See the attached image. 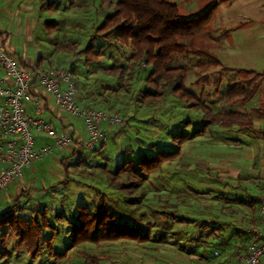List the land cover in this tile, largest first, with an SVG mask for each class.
I'll list each match as a JSON object with an SVG mask.
<instances>
[{
    "label": "rangeland",
    "instance_id": "rangeland-1",
    "mask_svg": "<svg viewBox=\"0 0 264 264\" xmlns=\"http://www.w3.org/2000/svg\"><path fill=\"white\" fill-rule=\"evenodd\" d=\"M31 1L32 5L41 7L42 21L56 20L59 29L50 33L51 45L39 43L41 48L27 37L15 38L18 52L26 48L30 59L43 54L45 61L42 59L41 68L53 64L67 70L76 67L78 103L90 105L107 116L117 115L121 122H104L100 128L107 138L92 150L55 151L33 168L23 169L22 178L0 192V215L20 197L17 215L31 221L43 213L47 219L48 226L42 230L39 243L53 237L50 252L45 244L33 259L25 243L16 248V236L11 233L6 241V259L0 257V264L4 260V264H245L251 235L242 231L260 226L261 217L259 209L241 206L232 199H259L264 194V139L259 131L264 128V117L254 116L255 132L251 136L235 133V127L228 131L212 125L203 136L183 144L180 154L166 161L142 186L140 203L127 207L107 172L111 173L114 166L142 152L152 154L170 146L172 133L187 121L188 131L191 124L201 123L203 112L199 108L191 109L190 103L170 92V87L163 90L159 100L136 103L139 94L149 90L146 77L150 67L142 60L135 61L132 47L114 42L113 37L108 41L99 38L96 42V48L101 51L99 63L83 64L82 50L90 34L107 13L113 12L117 0ZM252 1H172L178 4L180 14L186 19L215 5L208 26L196 33L193 42V48H201L211 57L173 56L166 65L167 69L186 71L185 87L213 113L241 110L220 97L239 79L235 71L264 72V17L261 16L264 11L253 8ZM261 1L257 0L256 5L260 6ZM61 43L76 46L75 53L58 50L57 44ZM112 66L122 69L123 73L114 71ZM218 77L222 84L215 94ZM250 105L245 107L247 111L264 109L256 98ZM76 122L83 126L81 118ZM59 182L65 184L58 186ZM55 186L58 187L53 189ZM99 189L111 197L108 205L113 206V201H117L124 219L130 222L128 215H134L149 222L153 239L146 243L118 239L70 246L73 233L70 222L75 221L77 207L85 205L92 211L99 200ZM136 193L138 190L131 195ZM226 196L230 199L228 203L222 199ZM161 210H178L189 215L191 223L174 222L167 228L161 227L165 219ZM59 213L61 216L57 219ZM212 219L229 225H223L225 246L217 250L218 256L213 255L209 246L220 233L215 234L219 235L217 238L207 237L213 228ZM201 221H209L208 227H199ZM191 231L193 234L188 236ZM162 235L166 242H159ZM191 236L196 244H204L188 254L176 241L185 240L188 246L192 243ZM204 250L209 252L206 259L201 256Z\"/></svg>",
    "mask_w": 264,
    "mask_h": 264
},
{
    "label": "trees",
    "instance_id": "trees-1",
    "mask_svg": "<svg viewBox=\"0 0 264 264\" xmlns=\"http://www.w3.org/2000/svg\"><path fill=\"white\" fill-rule=\"evenodd\" d=\"M173 0H117L114 4V10L107 13L101 22L94 28L90 34L86 45L82 52L84 53L82 62L85 65L99 63L101 58L100 48H96V42L100 39L108 41L113 37L114 42L128 44L134 50L133 58L135 61L142 60L146 67H150V71L146 77V83L149 90L142 91L139 97L135 99L136 103H148L149 100H159L163 96L162 92L166 87H170V92L177 95L180 100L186 104L190 103L191 109L199 108L203 113L201 123L197 125L191 124V129L186 130V124L182 125L175 133H172L170 138V146H165L155 153H140L136 158L123 160L119 165L114 166L111 173L107 172L111 184L118 193L122 194V201L127 207H132L134 204L140 203L143 194L141 193L142 186L147 183L152 173L159 171L161 166L166 162L180 154L181 146L187 142L195 140L201 136L212 126L218 125L221 129L232 130L234 127L235 133L246 136H251L255 132L254 116L258 118L264 117V109L257 108L247 111L246 105L253 100L257 94L260 85L264 79V73H256L254 71H235L239 79L231 83L221 94L222 97L230 105H238L241 110L227 111L225 113H213L207 108L202 101L192 93H190L184 85L185 73L181 68L167 69L166 65L170 62L173 56L197 55L203 57H211V54L201 48H193V42L196 33L203 31L209 24L215 5L210 6L200 15L193 18H184L179 12L178 4ZM190 1V0H183ZM201 1V0H196ZM69 2L72 3V0ZM45 24H50L51 29H55L56 20L45 21ZM74 45L65 43L57 44L58 50L69 51L75 53ZM38 62L36 67L39 68ZM114 71L122 74V69L111 67ZM225 69V68H224ZM232 69H229V71ZM73 76L77 72L74 67L68 70ZM233 71V70H232ZM205 77V76H204ZM207 81V77L203 78ZM161 84V85H159ZM215 94L219 93L222 80L218 77L215 81ZM260 131V130H259ZM264 136V130L260 131ZM231 138V137H229ZM227 138H225L226 140ZM72 148V147H71ZM76 149V148H75ZM76 151V150H75ZM90 151V150H85ZM65 183L59 182L58 186H63ZM58 186L52 187L53 189ZM135 190L138 194L131 195ZM193 192V191H192ZM197 192V191H196ZM195 193V192H194ZM111 201V197L99 189V200L93 207L92 211L85 205L77 207V212L74 215L73 222H70L71 244L75 246L79 243H99L101 241H114L118 239L137 241L146 243L153 239L150 232V223L143 222L139 217L128 215L131 219H124L122 212L118 211L119 206L117 201H113V206L107 204V200ZM225 203L230 199L222 198ZM117 200V199H116ZM233 202L241 206L258 209L257 199H232ZM20 197L11 206H7L4 213L0 215V257L6 259V241L12 233L16 236V248L22 243L28 247L30 258H35L40 252L41 246L47 244V251L50 252V242L53 237L48 240L42 239L39 243V238L42 230L48 226L47 219L41 213L40 218L33 217L31 221H26L16 213V208L19 205ZM114 207V208H112ZM160 214L163 219L162 226H172L174 222L190 224V216L178 210H161ZM16 216V218H14ZM61 214H57L56 218H60ZM196 220H193L195 222ZM214 221L213 219L210 221ZM209 221H201L199 227H208ZM223 225L219 221L212 223L211 232L207 237L217 238L209 246L213 249V255L218 256L217 250L222 249L225 245L223 239ZM50 228L52 226H49ZM231 227V226H230ZM53 228V227H52ZM245 228V227H244ZM251 227H247L249 232ZM201 231H199L200 233ZM219 235H215L217 233ZM193 234L191 231L189 235ZM164 237V238H163ZM190 245H185V240L176 241L182 249L191 254L192 251L199 249L204 243L196 244L193 236L190 238ZM195 241V242H194ZM47 242V243H46ZM159 242H166L165 236L159 238ZM196 245L197 248L191 247ZM247 248V247H246ZM217 252V255L214 254ZM207 250L201 255L204 259L208 256ZM6 261L2 264H4Z\"/></svg>",
    "mask_w": 264,
    "mask_h": 264
},
{
    "label": "built area",
    "instance_id": "built-area-1",
    "mask_svg": "<svg viewBox=\"0 0 264 264\" xmlns=\"http://www.w3.org/2000/svg\"><path fill=\"white\" fill-rule=\"evenodd\" d=\"M41 95L48 96L53 105L72 117L83 120L87 139L79 148L92 150L106 140L101 130L104 122L117 124L119 117L107 116L90 105L77 100V84L73 75L58 64L40 69L27 66L0 45V192L22 178L30 168L55 151L74 147L71 136L60 134L50 122L41 118ZM33 104L34 114L28 113ZM261 225L251 227L252 237L247 245L245 264L264 263V194L258 199ZM217 255V252H214Z\"/></svg>",
    "mask_w": 264,
    "mask_h": 264
},
{
    "label": "crops",
    "instance_id": "crops-1",
    "mask_svg": "<svg viewBox=\"0 0 264 264\" xmlns=\"http://www.w3.org/2000/svg\"><path fill=\"white\" fill-rule=\"evenodd\" d=\"M256 1L257 0L252 1L254 3L253 8L255 9L257 8V11H259L261 8V10L264 11V0L261 1V5H260L261 7L259 5H256ZM32 4L33 2L31 0H0V45L8 53L14 54L24 65L32 66V65H37V63L39 62L40 63L39 68L43 69L51 66V65L45 67L43 66L41 68L42 59L43 61H45V57L43 56V54H41L35 59H30L26 48L23 50L24 52L21 53L18 52L19 49L16 44L17 42L15 38L18 39L20 37H27L29 39V42L35 44V46L36 45L40 46L39 43H43V44L47 43L46 45H51L50 40L52 38L50 37L51 36L50 33L58 31L59 27L56 26L54 30L51 29L49 31V27L52 26L50 24H45V21H48L49 19L47 18L46 20L42 21L41 16L39 14L41 13L42 10L41 7H36ZM250 6L251 3H249V5L247 4L248 8ZM47 9L48 8H46V10ZM261 16L264 17V12L261 14ZM258 73H264V72H258ZM263 87H264V79L253 100H255L256 98L258 100V103L260 102L263 103L264 105ZM262 100L263 102H261ZM251 102L248 103L246 108H250L252 106L250 105ZM40 105L42 107L41 118H43L47 122H50L59 134L62 131H64L69 136H71L75 143L74 147H72L71 149L72 151L75 150L77 151V149L75 148H79L78 145L82 144V142L87 137L84 124L83 126H81L76 122V120L80 118L72 117L63 110L58 109L53 105L50 98L45 95H41ZM34 107L35 106L33 104L28 105V113L30 115L34 114ZM236 110H230V111H236ZM262 130H264V128L260 129V131ZM2 168L3 167L0 164V171ZM30 168H33V166H31Z\"/></svg>",
    "mask_w": 264,
    "mask_h": 264
}]
</instances>
